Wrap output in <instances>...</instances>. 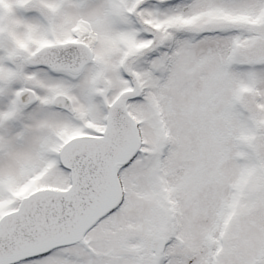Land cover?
<instances>
[{
  "label": "snow or ice",
  "instance_id": "1",
  "mask_svg": "<svg viewBox=\"0 0 264 264\" xmlns=\"http://www.w3.org/2000/svg\"><path fill=\"white\" fill-rule=\"evenodd\" d=\"M0 264H264V0H0Z\"/></svg>",
  "mask_w": 264,
  "mask_h": 264
}]
</instances>
